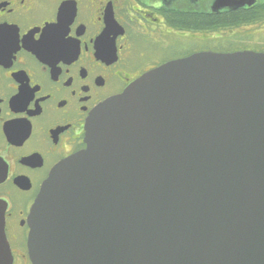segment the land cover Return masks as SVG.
I'll return each mask as SVG.
<instances>
[{"label": "water", "instance_id": "obj_1", "mask_svg": "<svg viewBox=\"0 0 264 264\" xmlns=\"http://www.w3.org/2000/svg\"><path fill=\"white\" fill-rule=\"evenodd\" d=\"M84 141L30 206L33 264H264V52L159 64L93 108Z\"/></svg>", "mask_w": 264, "mask_h": 264}, {"label": "flooded vegetation", "instance_id": "obj_2", "mask_svg": "<svg viewBox=\"0 0 264 264\" xmlns=\"http://www.w3.org/2000/svg\"><path fill=\"white\" fill-rule=\"evenodd\" d=\"M242 49L264 52V0H0V199L12 264H32L30 205L50 169L85 146L98 103L168 60Z\"/></svg>", "mask_w": 264, "mask_h": 264}]
</instances>
